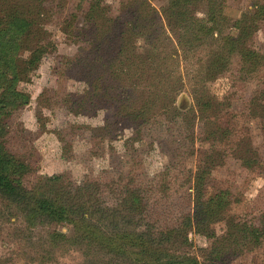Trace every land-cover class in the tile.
<instances>
[{"label": "rangeland", "instance_id": "obj_1", "mask_svg": "<svg viewBox=\"0 0 264 264\" xmlns=\"http://www.w3.org/2000/svg\"><path fill=\"white\" fill-rule=\"evenodd\" d=\"M140 1L106 3L113 15L128 22V10ZM146 2L176 45L164 17L169 0ZM224 3L221 15L211 0H197L188 10L190 17L205 23L207 13H214L212 34L235 38L243 33L237 49L230 50L226 70L212 81H208L212 73L205 74L209 55L224 51L219 41L203 37L198 47L196 43L185 52L179 50L176 71L183 85L176 110L139 126L114 117L112 109L95 117L69 112L67 95L84 93L88 86L69 70L68 60L77 47L61 31V24L71 14H77L81 23L88 0H47L42 23L52 48L43 54L29 82L18 84L29 102L8 120V151L26 163L24 186L33 191L34 185L61 176L65 187L54 188L55 197L72 195L68 183L86 188L98 184L96 199L105 205H115L126 194L140 196L142 205L133 206L129 214L113 211L110 219L97 211L79 220L87 227L76 230V224L34 218L23 205L0 197V264H158V259L264 264V15L253 16L264 0ZM244 14L246 22H239ZM156 26L152 20L150 28ZM137 49L143 52L142 39ZM245 50L261 57L253 59V71L242 70ZM197 81L204 83L208 94L198 97L214 99L211 108L196 106L192 89ZM210 149L217 153L209 157L215 168L204 181L205 195L223 193L225 202L203 218L195 199V177L201 153ZM73 196L70 203L75 205ZM89 204L96 208V203ZM124 233L130 241L122 240Z\"/></svg>", "mask_w": 264, "mask_h": 264}, {"label": "trees", "instance_id": "obj_2", "mask_svg": "<svg viewBox=\"0 0 264 264\" xmlns=\"http://www.w3.org/2000/svg\"><path fill=\"white\" fill-rule=\"evenodd\" d=\"M0 1V197L23 205L26 212L34 218L41 216L51 218L55 222L76 224L79 226L74 225L76 230L87 227L79 220L97 214V211H102V215L110 219L113 211L129 214L133 211V206L141 207L140 196L134 197L131 194L119 198L115 205H105L106 202L102 199H96L98 184L93 187L88 185L86 188L83 185L74 186L68 183L72 195L55 197L52 190L65 187L61 176L47 179L41 186L34 185L37 189L33 191L32 188L27 189L24 186L22 170L26 163L8 151V120L14 112L29 102L28 94L18 90V84L29 82L43 54L52 48L47 39L48 32L42 23L43 6L47 0ZM106 1L88 0V8L81 23L77 14H71L61 24V31L77 47L76 54L68 60L69 70L76 80L88 86L84 93L67 95L65 104L74 115L95 117L102 110L112 109L114 117L126 118L139 126L152 122L156 116L165 117L176 110V99L183 85L182 77L176 71L179 50L185 52L192 49L196 43L198 44L195 47H198L203 44V37L219 41L224 51L214 50L209 55L205 67V74L212 73L208 79L212 81L218 77L217 74L226 70L230 50L237 49L244 38L243 33L235 38L230 35L221 37L218 33L212 34L214 13H207L208 23L190 17L188 6L196 4L197 0H169L168 11L164 17L176 42L174 45L166 30L160 28L157 12L146 0H141L131 11L128 10V22L119 15H113V10ZM224 2L225 0H211V5L217 8L220 15L219 11H222L226 4ZM25 3L28 5H23ZM261 8L263 13L260 12ZM261 8H254L253 16L264 15V5ZM124 11L123 7L121 15H124ZM152 20L157 25L153 29L150 28ZM243 20L246 22V14L239 22ZM141 39L143 52L139 53L137 42ZM241 56L242 70L245 71H253L251 67L256 64L253 59L261 58L247 50L243 51ZM246 62L250 64L246 65ZM168 63L171 65L169 72ZM171 79H174L173 83L167 84ZM204 87V83L198 82L192 89L196 106L202 110L211 108L214 104V99L210 96L198 97L199 93L208 95ZM178 108L181 110L184 107ZM106 127L107 123L103 128H99V131ZM211 153L215 155L216 149L201 153L195 177L198 187L195 199L203 218L225 202L223 193L209 197L205 195L204 181L211 176V171L215 168L214 162L209 160ZM92 191L95 200L91 196ZM75 193L76 196H73ZM72 196L77 200L75 205L70 203ZM90 202L96 203L98 209L92 208ZM121 238L123 241H130L128 234H122ZM158 261V264H198L192 261Z\"/></svg>", "mask_w": 264, "mask_h": 264}]
</instances>
